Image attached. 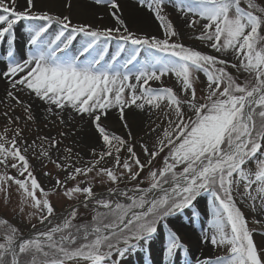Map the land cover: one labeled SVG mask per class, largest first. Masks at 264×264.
I'll list each match as a JSON object with an SVG mask.
<instances>
[{
  "label": "snow or ice",
  "instance_id": "snow-or-ice-1",
  "mask_svg": "<svg viewBox=\"0 0 264 264\" xmlns=\"http://www.w3.org/2000/svg\"><path fill=\"white\" fill-rule=\"evenodd\" d=\"M134 3L0 0V264H264V0Z\"/></svg>",
  "mask_w": 264,
  "mask_h": 264
},
{
  "label": "rangeland",
  "instance_id": "rangeland-1",
  "mask_svg": "<svg viewBox=\"0 0 264 264\" xmlns=\"http://www.w3.org/2000/svg\"><path fill=\"white\" fill-rule=\"evenodd\" d=\"M134 1V0H132ZM20 2V5L23 6V0H19ZM48 2L50 4L54 3L55 0H48ZM53 10H57L55 7L53 8ZM102 11V10H101ZM81 19H84V20H89V19H92V17L90 15H86V14H83L80 16ZM173 19L175 20L176 22V25L177 27L179 28V30L184 34V43L185 44H196V45H199V42L198 41H194L192 39H189V35H191V32L192 30L191 29H187L185 26H184V22L179 20L178 18H176L175 16H173ZM27 23V22H25ZM104 23H111L110 19L107 18V20L105 19ZM157 23V22H156ZM136 28H139L140 30L142 31H145V32H149L151 34H159L158 33V28L156 29H151V28H148V27H141V26H137L135 25ZM78 45V44H77ZM79 47V45H78ZM207 51V49H205ZM0 67H2V65H0ZM234 74H235V70L232 69L231 70ZM201 79H204L203 75H201ZM166 84H171L172 81L170 80H166L165 81ZM8 87L7 85V82L4 81L3 79H0V97H2L4 95V90ZM0 110H2V106H0ZM17 114H21L20 113V109L17 108ZM4 124V121H3V118L0 117V126H2ZM140 124V122L138 123V125ZM33 128H35V125L32 126ZM40 127L41 128H44V125L43 123L40 124ZM45 133L48 132V129H44ZM57 131L56 128H52L51 129V134H55V132ZM25 135H28L29 138L31 139L35 133H28L27 131L25 132ZM70 143V141H69ZM32 163L33 164H37V161L36 160H32ZM45 163L47 164V167L46 168H41L38 164H37V168H36V175L38 176V178L40 179L41 183L44 184V185H47L49 183V178L48 177H45L43 175L44 171H52L54 174L58 171L56 170L53 165H51L50 163H48L47 161H45ZM13 174H15L13 172ZM61 175H63L61 173ZM97 190H101L100 186L98 185L97 186ZM0 199H3V194H0ZM13 205L15 204V201H16V196L15 194H13ZM70 202L69 201H66L62 198H55V205H56V209H57V212H63L64 209L67 208L68 204ZM0 215H3V216H6L8 217L9 219H11V221L13 223H18L19 221L17 220L16 216L13 215V212H12V206L10 205L8 208H4V207H0ZM22 227H24V225H21ZM252 227H258L256 225H250ZM197 231H199V225L197 226ZM255 239H256V242L258 244H261V245H264V236H261L259 233L255 236ZM212 254H223V250H218V249H210V251Z\"/></svg>",
  "mask_w": 264,
  "mask_h": 264
},
{
  "label": "bare ground",
  "instance_id": "bare-ground-1",
  "mask_svg": "<svg viewBox=\"0 0 264 264\" xmlns=\"http://www.w3.org/2000/svg\"><path fill=\"white\" fill-rule=\"evenodd\" d=\"M123 3V7H124V16L126 17V19H128L130 22H132L137 26H141V27H148L151 29H156L157 28V23L155 20H153L151 18V14L150 13H146L143 10H137L134 1L132 0H122ZM87 15V14H86ZM107 20V18H106ZM76 47H78V45H76ZM140 121L137 120V125ZM205 253H209L210 248L209 249H205L204 250ZM197 254H199V250H197Z\"/></svg>",
  "mask_w": 264,
  "mask_h": 264
},
{
  "label": "water",
  "instance_id": "water-1",
  "mask_svg": "<svg viewBox=\"0 0 264 264\" xmlns=\"http://www.w3.org/2000/svg\"><path fill=\"white\" fill-rule=\"evenodd\" d=\"M59 213H61V212H59Z\"/></svg>",
  "mask_w": 264,
  "mask_h": 264
}]
</instances>
